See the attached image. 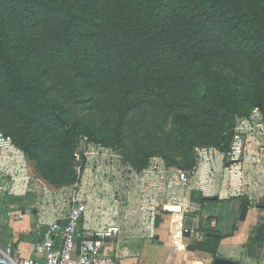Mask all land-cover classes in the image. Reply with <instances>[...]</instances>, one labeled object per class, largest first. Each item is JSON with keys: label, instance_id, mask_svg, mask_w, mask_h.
Here are the masks:
<instances>
[{"label": "trees", "instance_id": "16d2710c", "mask_svg": "<svg viewBox=\"0 0 264 264\" xmlns=\"http://www.w3.org/2000/svg\"><path fill=\"white\" fill-rule=\"evenodd\" d=\"M135 110L151 141L172 125L158 151L139 142ZM256 110L264 123V0H0V129L52 185L79 181L84 140L137 173L157 155L192 172L197 149L231 153L239 121ZM199 233L197 249L217 257L226 236ZM258 245L264 224L248 249Z\"/></svg>", "mask_w": 264, "mask_h": 264}, {"label": "crops", "instance_id": "0c3cea01", "mask_svg": "<svg viewBox=\"0 0 264 264\" xmlns=\"http://www.w3.org/2000/svg\"><path fill=\"white\" fill-rule=\"evenodd\" d=\"M23 160L25 169L19 168L26 172L20 176L22 181L29 182L25 194L12 196V199L9 196L0 197L4 198V205L0 204L2 245L12 246L20 258L35 256L36 244L47 238L52 223L61 222L60 219L69 210L65 201L75 192L87 199L89 204L88 213L80 224V240L93 229L109 223L116 224L122 234L118 241L109 242L106 247L119 264H212L218 257L236 260L240 264L264 262V245L248 249L252 235L264 224V206H254L250 198H245L250 195L249 188L243 187L247 186V182L244 183L246 179L243 178V182L238 184L235 176H215L213 170L210 176H205L208 174V164L202 161L203 158L188 187L182 186L176 176H162L160 185H157L151 181L153 178L147 171L137 173L132 168L129 170L124 167V176L129 178L127 183L120 182L129 198L125 207L115 197L111 201L113 191L103 178L120 174L113 161L100 157L93 164L87 163L79 175L78 183L60 191L52 186L42 189L33 182L30 160L25 154ZM37 176L40 178V175ZM213 177L216 178L214 185L211 183L208 186ZM95 185L96 188H93ZM215 185L220 186L218 194L212 193ZM171 188L173 190L169 191ZM160 190L164 192L162 196H157L156 191ZM61 197H66L64 203H56L55 200ZM200 197L206 198L204 204H201ZM216 197L218 200H214ZM163 198L169 203L167 207L172 205L171 210L178 207L181 211L160 214ZM173 202H176V206ZM227 202L230 204L224 213L227 220L221 221V212L213 210L212 205L217 203L222 207ZM246 202H250V206L246 220L241 221L240 215ZM20 214L23 218L16 219ZM200 229L226 236L219 245L217 257L197 249ZM147 245L150 246L149 254L145 253ZM190 247L197 250L192 251Z\"/></svg>", "mask_w": 264, "mask_h": 264}, {"label": "built area", "instance_id": "2783aa9c", "mask_svg": "<svg viewBox=\"0 0 264 264\" xmlns=\"http://www.w3.org/2000/svg\"><path fill=\"white\" fill-rule=\"evenodd\" d=\"M256 116H259L260 120L255 128H258L260 134L264 136L262 117L257 113ZM242 124L241 130H237L238 127L236 129L234 138L236 145L232 147L233 151L240 146L238 144L240 131L244 134V130L250 132L254 128ZM198 151L200 158L205 159L206 156L202 149ZM205 152L209 151L205 150ZM82 156L86 157L89 164L95 163L96 159L101 157L126 167L122 162V157L116 151L87 143L86 140L81 142L79 150L75 153L77 164L82 162ZM23 159L24 153L15 145L13 139L0 129V197L25 194L24 190L29 182L22 181V176H20L26 172L20 169H25ZM126 168L131 169L130 166ZM198 168L199 166L192 172L177 170L178 182L184 187L190 186ZM81 171V166H79V175ZM69 204V210L60 219L61 222L52 223L49 226L47 238L36 244L34 257L20 258L12 246L4 247L0 238V264H119L118 260L108 251L106 244L118 241L122 234L121 228L109 223L93 229L81 242H78L80 222L88 213L89 204L87 199L75 192L69 196ZM22 218V214L16 216V219ZM198 240L202 241L203 237L198 236Z\"/></svg>", "mask_w": 264, "mask_h": 264}, {"label": "rangeland", "instance_id": "374dc122", "mask_svg": "<svg viewBox=\"0 0 264 264\" xmlns=\"http://www.w3.org/2000/svg\"><path fill=\"white\" fill-rule=\"evenodd\" d=\"M29 34L33 35V36H40L41 35V29L35 25H30L29 26ZM246 67H244V69L241 70V72L238 74V76L241 78V80L243 81V86L241 87V92L242 93H248L251 91V83L248 80L247 76H246ZM51 82L49 81L48 83H46V85H50ZM66 95H69L68 93ZM70 96V95H69ZM66 97L63 96L61 99L64 100ZM143 113L142 111H137L135 110V121H134V125H141L143 126L142 129L140 130V135H139V142H143V144L151 146L152 148H154V150L158 151V147L160 146H164L161 143H163L164 141L161 139L164 136V133H172V125L170 123L166 124L165 128H164V133H160L158 136L153 137L152 141L149 137L150 135V130H151V125L152 124H143V119L141 116H139V113ZM257 114H260L259 110L254 111L253 115L250 118H246L244 120H240L238 123V129L237 130H241V127L243 126L242 123H244V125L249 126V127H254L253 130H251L250 132H247L246 130H244V134L241 133L239 134V140H238V144L240 145L236 151H233L231 153H229L227 156L222 154L220 151L218 150H214V149H202V152L205 153V159L203 158V162H206L208 164L207 167V175L205 176H210V172L211 170H213V174H215V176H235L236 178V182L238 184H241L243 182V178L246 179V181L244 182L246 184L247 182V186H243L244 188H249L250 195L246 196L245 198H250V200L254 203L255 205L260 206H264V136H262L259 132V129L255 128V125L257 123H259V116H256ZM79 116H88L89 119H93L95 120L97 123H101V112H98L97 114H92V113H82L80 111H78ZM144 114V113H143ZM255 115V116H254ZM254 116V117H253ZM147 125V126H146ZM151 136V135H150ZM237 141V139H236ZM235 141V142H236ZM156 142V143H154ZM97 145V144H95ZM235 147L236 143L233 144ZM106 148V147H104ZM109 149V148H106ZM112 150V149H110ZM170 150L171 153L174 154V156H177L178 154L176 153V151L172 148L168 147V152L170 154ZM201 149H197L198 155L199 151ZM205 150H208L209 152H205ZM242 152V153H241ZM241 153V154H240ZM201 157V156H199ZM179 158H181V156H179ZM201 159V158H200ZM200 161V160H199ZM31 163V172L33 174L32 176V181L35 182L37 185H39L42 189H47L48 187H53L57 190H66V188H72L73 186H75L78 182L76 181L74 184L69 185V186H58V185H52L49 181H47L46 179H43L41 176L39 178V175L36 172V166L35 163L33 161L30 160ZM117 165H115V168L117 169V172H119L120 174L118 176H103L104 179H106V182L108 184V188H110V190L113 191V197L111 198V201L117 199V202L122 203V206H126L128 205V196L126 195V193L123 191V187L120 184L125 182L127 183V181H129L128 176H124L126 173V167L124 168V166L122 164L116 163ZM30 166V164H29ZM167 161L165 160V158L161 155H157L154 156L151 161H150V165L149 167L145 170L147 171L148 174H151V177L153 179H151V181H154V184H159L161 183L160 181V177L162 176H177V170L180 169H174V170H167ZM113 171V170H112ZM35 175V176H34ZM213 176V175H212ZM211 176V177H212ZM42 178V179H41ZM80 176H78V180H79ZM216 178L213 177V180H209L208 182V186L209 184H213L214 185V180ZM216 184V181H215ZM218 184V183H217ZM45 186V187H44ZM216 186V185H215ZM222 187V186H221ZM96 188V185L93 187ZM218 189H220V186H216L214 188V190H212L213 194L217 193L218 194ZM116 190H120V191H116ZM154 190V189H153ZM173 188L169 189V191H172ZM175 191V189H174ZM239 192H241V190H238ZM164 191L160 190V191H156L157 196H162ZM202 194V193H201ZM154 195V194H153ZM200 196V195H199ZM6 198V197H5ZM10 199H12V196H9ZM62 198V199H61ZM60 199L55 200L56 203L59 202H63L66 197H61ZM201 198V197H200ZM2 199L4 198H0V204L1 206L4 205ZM114 202V201H113ZM64 203V202H63ZM65 205L66 206H70L69 204V199H67V201H65ZM116 205V204H115ZM167 205H169V203L163 198V200L160 202V214L162 212H170L173 210H171V206L168 208ZM173 205L176 206V202H173ZM229 202L224 203L223 206L221 207V205L215 203L212 205L213 210H217L221 212V221H226L227 219L225 218V211L229 208ZM68 206V207H69ZM167 208H166V207ZM158 215V214H157ZM159 216V215H158ZM160 218V217H159ZM221 227V226H220ZM145 253L149 254L150 252V246H146L145 248ZM236 261V260H234Z\"/></svg>", "mask_w": 264, "mask_h": 264}, {"label": "water", "instance_id": "95a60500", "mask_svg": "<svg viewBox=\"0 0 264 264\" xmlns=\"http://www.w3.org/2000/svg\"><path fill=\"white\" fill-rule=\"evenodd\" d=\"M209 200H213V199H209ZM214 200H218V198H214ZM249 206H250V202H246V204L244 205L243 209H242V212H241V215H240V220L241 221H245L246 220V215H247V212H248V209H249ZM190 250L192 251H196L197 249L195 247H190L189 248ZM212 264H240L239 262H236V261H233V260H228V259H225V258H215L212 262Z\"/></svg>", "mask_w": 264, "mask_h": 264}, {"label": "bare ground", "instance_id": "6f19581e", "mask_svg": "<svg viewBox=\"0 0 264 264\" xmlns=\"http://www.w3.org/2000/svg\"><path fill=\"white\" fill-rule=\"evenodd\" d=\"M173 211H175V212H180L181 211V209L180 208H178V207H173V209H172ZM197 264H200V263H197Z\"/></svg>", "mask_w": 264, "mask_h": 264}]
</instances>
